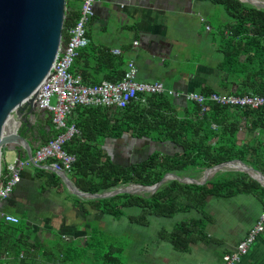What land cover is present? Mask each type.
Returning <instances> with one entry per match:
<instances>
[{
	"label": "trees",
	"instance_id": "1",
	"mask_svg": "<svg viewBox=\"0 0 264 264\" xmlns=\"http://www.w3.org/2000/svg\"><path fill=\"white\" fill-rule=\"evenodd\" d=\"M73 1L78 0H66L62 31L65 40L77 19ZM197 1L223 7L226 17L222 28L212 31V65L207 60L202 62L205 72L212 69V86H198L192 91L203 96L217 93L264 97V10L239 0ZM85 48L80 50L71 73L80 75L85 85H99L103 81L95 80L91 72L79 74L74 70L81 55L89 54ZM104 52L97 50L94 58L99 65L102 55L101 65L109 66L107 72L104 71V81L122 80L123 58ZM207 105L208 111L201 116L195 104L161 94L146 96L144 103L139 101L121 110L77 107L70 121L75 123L80 137H74L64 146L67 153L76 157L71 173L74 186L88 194L110 192L129 185L150 187L166 174L198 179L205 170L236 160L264 176V109ZM213 125L215 130H212ZM26 130L22 128V136ZM124 136L136 140L149 155L127 164L122 160L116 162L102 152L100 144L104 139ZM50 181L53 188L61 185L54 174ZM238 195L257 197L264 206V188L247 175L235 172H219L202 186L172 180L150 194H124L88 203L98 204L105 215L118 218L124 216L123 209L138 208L142 214L129 220L144 224L149 216L172 218L180 213L203 214L212 196L230 199ZM190 221L193 230L184 221L167 235L175 249L185 251L190 244L206 239L203 231L198 234L196 229L202 220L192 218Z\"/></svg>",
	"mask_w": 264,
	"mask_h": 264
},
{
	"label": "crops",
	"instance_id": "2",
	"mask_svg": "<svg viewBox=\"0 0 264 264\" xmlns=\"http://www.w3.org/2000/svg\"><path fill=\"white\" fill-rule=\"evenodd\" d=\"M72 5L73 13L77 14L78 18L80 4L73 1ZM210 8L211 3L197 0H96L94 17L86 28L89 43L85 50L89 54L81 55L74 70L79 74L91 72L95 80L109 82L104 81L109 66L101 65L102 55L98 60L99 65H96L94 60L97 50H102L113 57L123 58L124 74L128 64H134L137 70L136 80L141 83H161L175 93L184 94L195 92L192 90L198 86H212V69L207 73L206 68L202 66L203 60L212 65V29L206 25L210 29L206 30L209 34L204 35L199 23L193 25V22L205 16L204 12ZM113 51L119 53L114 54ZM70 118L67 124L75 126ZM49 120V115L37 112L30 129L26 126L20 128L27 129L25 135L21 136L28 142L31 155L56 133ZM75 137H80V132ZM142 147L128 136L120 139L107 138L100 144L104 154L113 155L115 158L123 157L119 160L127 164L135 163L138 157L145 159L149 155V151L141 149ZM11 155L13 159L18 156L21 160L28 158L26 152L20 154V150ZM6 159L9 160L8 154ZM52 175L49 163L32 165L24 169L21 172L20 183L3 202L2 211L17 218L18 223L11 224L0 220V264H106L107 261L111 264H168L167 255L171 252L166 244L176 251L187 254L198 252L201 247L205 253L204 250L211 247L212 237L205 232L204 219L209 222L212 219L205 213L206 205L202 218H194L202 220L203 225L200 222L196 229L198 234L199 231H203L206 236L204 241L198 240L190 244L187 250L182 251L172 246L167 236L170 232L167 234L161 232L158 238H154L153 243L157 242L156 248L166 249L167 255L155 254L152 262L138 260L135 253L140 245L136 244L129 253L124 246L125 254L122 261L120 255H113L118 252L114 242L117 239L143 241L146 237L140 233L129 237L104 233L101 222L104 221V216H111L105 215L98 204L88 203L97 199L81 201L72 197L60 178L61 185L57 188L51 187ZM252 197L260 205L262 212L263 204L257 197ZM236 205L244 207L241 202ZM123 217H111L114 220L111 225L119 226L120 223L123 226L125 224ZM131 217L137 216L128 217V223ZM258 217L254 219L253 224ZM191 219L188 218L186 221L193 230ZM149 222L150 219L147 218V223L142 225H149ZM104 223L110 226L106 219ZM251 227L240 229V235L232 239L229 248L222 254L213 258L211 256L206 263L221 264L223 257L235 250ZM263 235L264 232L259 237ZM197 245L199 250L196 249ZM142 250L147 251L146 248ZM240 264H264L262 238L256 246L254 244L250 247Z\"/></svg>",
	"mask_w": 264,
	"mask_h": 264
},
{
	"label": "built area",
	"instance_id": "3",
	"mask_svg": "<svg viewBox=\"0 0 264 264\" xmlns=\"http://www.w3.org/2000/svg\"><path fill=\"white\" fill-rule=\"evenodd\" d=\"M80 3L79 16L74 25L68 30V37L63 38L64 47L58 51L55 62L48 77L38 88L35 97L36 111L50 116L55 137L49 139L38 148L30 158L11 162L6 159L8 154L2 150L0 160V220L6 223L17 224L18 219L2 211L1 207L20 183L21 172L32 166L49 163L53 172L64 175L71 174L76 157L67 153L64 146L75 136L79 135L74 125H68L67 120L77 107H94L110 109H126L137 102L144 103L145 97L150 95L166 94L175 99H182L193 103L200 108L201 116L208 111V105H217L225 108H239L259 110L264 109V97L257 95L233 96L217 93L203 96L198 93H175L165 88L161 83H141L136 80L137 70L134 64H128L122 81L117 83L102 82L99 85L88 86L80 75L71 73L72 65L80 50L88 46L86 28L94 17L96 0H78ZM209 29L208 27L206 28ZM118 54V51H113ZM54 100V104L51 101ZM216 127L213 125L212 130ZM258 135L257 133H255ZM21 150L23 153V149ZM264 232V210L246 236L237 244L235 250L225 255L221 264H240L248 254L250 247Z\"/></svg>",
	"mask_w": 264,
	"mask_h": 264
},
{
	"label": "water",
	"instance_id": "4",
	"mask_svg": "<svg viewBox=\"0 0 264 264\" xmlns=\"http://www.w3.org/2000/svg\"><path fill=\"white\" fill-rule=\"evenodd\" d=\"M239 1L264 10L263 1ZM65 7L66 0H0V160L2 150L14 154L23 149L27 157L31 156L30 146L21 136L20 128H31L37 115L38 88L48 77L58 51L64 47ZM9 123L14 125L13 132H10ZM17 159L20 160V156ZM244 169L251 171L254 177L250 178L264 188V176L237 160L205 170L200 180L166 174L154 186L129 185L99 194L80 192L66 175L50 171L62 180L70 194L84 200H99L124 194H150L172 180L202 186L219 172L246 174Z\"/></svg>",
	"mask_w": 264,
	"mask_h": 264
},
{
	"label": "rangeland",
	"instance_id": "5",
	"mask_svg": "<svg viewBox=\"0 0 264 264\" xmlns=\"http://www.w3.org/2000/svg\"><path fill=\"white\" fill-rule=\"evenodd\" d=\"M204 15L205 16L199 17L198 20L193 22L194 26L198 23L200 24L201 31L204 35L209 34L206 32V25H208L213 32L216 30V28H222V26L224 25V23L222 22H224L226 14L223 7L212 5V8L205 11ZM51 103L54 104V100H52ZM110 156H112L115 161H121L119 160L120 158H115L113 155ZM8 158L11 162L13 156L11 154H8ZM66 177L69 181H72L71 174H66ZM178 177H183V174ZM71 196L76 197L74 195ZM78 199L81 201H85L81 198ZM240 202L244 204L243 208L236 205ZM206 205L207 206L205 208V213L212 220L211 222H209L207 219H204L206 222L205 232L207 235L212 237V243L209 249L204 250L206 251L205 253L202 252V247L199 250L198 245L196 246V249L199 250L198 252L187 254L186 252L176 251L172 247H170L169 244H166L171 252L167 255L166 249L156 248L158 247L157 242L155 241L153 243L154 238H158V235H160L159 233H171L175 226H177L181 222L186 221L188 218H202V213L191 212L186 215H184V213H180L172 218L149 216V225H142L127 222L128 217L141 215L140 209L128 208L123 209L124 217L122 218V220H124L125 223L123 226L120 225V223L119 226L117 224L116 226L111 225L114 220L111 217L104 216L110 226L105 225L104 219V221L102 220L101 222V228L104 233H113L112 235L114 236L118 235L129 237L130 235L134 236L135 233H140L146 237L145 240L136 242L135 240L130 241L129 239L127 241L115 239L116 241L114 242V247L117 248L118 252H116V254L114 253L113 255H120L122 261V257L125 254V250L123 249L124 246L127 248L126 252L129 253L136 244H139L140 247L135 253V256L138 257V260H146L147 262H152L155 254H158L167 255L168 264H207L206 262L211 259V256L213 258L218 254H222L229 248L232 239H234L235 236L240 235V229H242L243 227L245 228L246 226L249 227L254 225L253 221L256 217L259 216L261 208L252 196L246 195H238L230 199H223L220 197L212 196L208 200ZM261 238L264 240V235L263 237L261 236ZM261 238H257V240L255 241L256 243L254 242L255 246L258 244ZM143 248H146L147 251H143ZM106 264H111V262L107 261Z\"/></svg>",
	"mask_w": 264,
	"mask_h": 264
},
{
	"label": "bare ground",
	"instance_id": "6",
	"mask_svg": "<svg viewBox=\"0 0 264 264\" xmlns=\"http://www.w3.org/2000/svg\"><path fill=\"white\" fill-rule=\"evenodd\" d=\"M9 129H11L10 130V132H13V130L12 129H14V125H13V123H9ZM244 171L246 172V175L248 176V177H254V174L251 172V171H246L245 169H244Z\"/></svg>",
	"mask_w": 264,
	"mask_h": 264
},
{
	"label": "clouds",
	"instance_id": "7",
	"mask_svg": "<svg viewBox=\"0 0 264 264\" xmlns=\"http://www.w3.org/2000/svg\"><path fill=\"white\" fill-rule=\"evenodd\" d=\"M207 27H208V26H206V28H207ZM208 28H209V27H208ZM209 29H210V28H209ZM209 29H208V30H209ZM206 30H207V29H206ZM241 173H242V172H241Z\"/></svg>",
	"mask_w": 264,
	"mask_h": 264
}]
</instances>
